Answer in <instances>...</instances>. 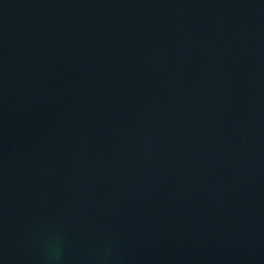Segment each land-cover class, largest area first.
Returning <instances> with one entry per match:
<instances>
[{
	"label": "water",
	"instance_id": "water-1",
	"mask_svg": "<svg viewBox=\"0 0 264 264\" xmlns=\"http://www.w3.org/2000/svg\"><path fill=\"white\" fill-rule=\"evenodd\" d=\"M0 264H264V0H0Z\"/></svg>",
	"mask_w": 264,
	"mask_h": 264
}]
</instances>
